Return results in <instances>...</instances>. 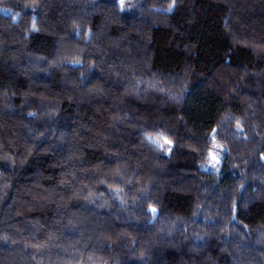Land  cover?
I'll return each mask as SVG.
<instances>
[{"label": "trees", "instance_id": "1", "mask_svg": "<svg viewBox=\"0 0 264 264\" xmlns=\"http://www.w3.org/2000/svg\"><path fill=\"white\" fill-rule=\"evenodd\" d=\"M0 264H264V0H0Z\"/></svg>", "mask_w": 264, "mask_h": 264}, {"label": "rangeland", "instance_id": "2", "mask_svg": "<svg viewBox=\"0 0 264 264\" xmlns=\"http://www.w3.org/2000/svg\"><path fill=\"white\" fill-rule=\"evenodd\" d=\"M221 161H222L221 151H219V149L216 147L210 155L209 164L206 167H204V169L211 168L217 170L218 166L221 164Z\"/></svg>", "mask_w": 264, "mask_h": 264}]
</instances>
